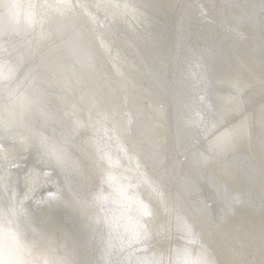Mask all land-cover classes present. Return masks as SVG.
Segmentation results:
<instances>
[{
  "label": "snow or ice",
  "instance_id": "6c2138e0",
  "mask_svg": "<svg viewBox=\"0 0 264 264\" xmlns=\"http://www.w3.org/2000/svg\"><path fill=\"white\" fill-rule=\"evenodd\" d=\"M84 7L0 0V264H264V182L258 225L197 232L183 212L181 189L192 177L178 175L184 167L178 154L138 138L131 115L111 98L115 85L93 70L94 41L79 11ZM226 7L264 36V0L258 18L253 3ZM148 67L153 78L164 72ZM243 103L242 97L230 100L236 108ZM260 111L258 130L245 119L217 141L221 149L237 141L254 145L250 178L257 160L264 177V104ZM33 152L70 178L66 196L18 203L20 173ZM124 157H135V168H124ZM218 193L226 210L244 195L226 185ZM244 203L255 208L252 197ZM54 209L61 214L52 215Z\"/></svg>",
  "mask_w": 264,
  "mask_h": 264
},
{
  "label": "bare ground",
  "instance_id": "6f19581e",
  "mask_svg": "<svg viewBox=\"0 0 264 264\" xmlns=\"http://www.w3.org/2000/svg\"><path fill=\"white\" fill-rule=\"evenodd\" d=\"M63 2L88 6L79 11L87 24L85 31L94 41L93 70L98 76L106 78L105 83L115 85L118 91L112 92L111 98L131 115L134 120L132 132L140 139L150 137L164 146L171 156L178 154L184 165L178 175L192 177L190 187L181 189L185 219L196 225L197 232L206 233L216 230L232 232L253 223L258 225L261 183L264 182V177L258 171V160L254 177L246 174L251 167L254 145L237 141L227 149H221L217 141L225 128L247 119L258 130L262 119L264 36L258 25L250 26L240 18L237 10L233 9L236 15L232 8L226 7L236 2L253 3L258 18L260 0ZM145 3L153 7L145 9ZM169 4L173 7H167ZM237 16L243 20L239 21L240 24ZM159 17L166 23L159 33L172 27L173 22L178 24L180 20L190 17L189 20L195 21L215 45L209 41L208 44L199 42L204 40L184 34V45H177L178 52L172 56L178 61L170 75L168 58L164 54L158 55L161 44H155L152 37L154 29L159 26ZM214 46L221 47L218 60L223 65L215 66L214 63L211 67L215 57L205 61L203 57L205 53H214ZM149 65L162 66L163 74L153 78ZM84 71L89 69L85 68ZM204 76L209 81L207 85ZM198 95L206 97L205 102L209 103L208 106L206 102L207 108H200ZM233 97H242L243 105L238 108L231 106ZM84 115L87 117V111ZM117 147L115 143L112 144L114 156ZM135 164V157L131 161L123 158L124 168H135ZM69 183L70 178L51 165L47 157L33 152L27 157V164L20 173L18 203L38 201L49 194L64 197ZM224 185L234 195L244 193L233 209L226 210L219 197L218 188ZM105 188L107 190V186ZM208 190L210 196L205 195ZM141 194L147 202V186L141 188ZM249 197L255 199L254 209H249L244 203ZM61 212L62 209H54L51 214L60 215ZM221 217L224 218L222 223ZM180 243L187 244V238H182ZM190 247L195 249L196 245ZM255 258H259L258 253Z\"/></svg>",
  "mask_w": 264,
  "mask_h": 264
},
{
  "label": "water",
  "instance_id": "95a60500",
  "mask_svg": "<svg viewBox=\"0 0 264 264\" xmlns=\"http://www.w3.org/2000/svg\"><path fill=\"white\" fill-rule=\"evenodd\" d=\"M232 11H233V9H232ZM233 12L236 14L235 11H233ZM238 15H239V13H238ZM189 18H185V19L180 20L178 22V24H177V22H173V26L172 27H167L164 32L159 33L158 32L159 30L164 29L166 27L165 20L163 18L159 17V26L154 29L155 32H154V35L152 36L153 37V42L155 44H157V45L161 44L160 48L158 50V55L159 54L160 55L164 54V55L167 56L168 61H169L168 63H169V74L170 75L172 74V71H173V65H176L177 61H178L177 59H175L172 56H174V54L178 52L176 50V46L177 45H178V47H179L180 43H181V45H184V34L188 33V34H191L192 36H195L197 38H200V39L204 40V41H199V42H203V43L208 44V41H209L212 45H215L212 42V39L210 37H207V36H205L203 34L202 30L197 26L196 22L195 21L193 22V20H189ZM237 21L239 23V21L242 22L243 20L241 21L240 18L237 16ZM247 26H249V25L247 24ZM245 29H247V28H245ZM185 44H186V41H185ZM220 48L221 47H218V48L215 47L214 53H212V54L205 53V55L203 57L204 61L206 59L211 60V59H213V57H215V59L212 60V66L211 67H213L214 63H215V66H217L219 64L223 65L222 62L220 60H218L219 59V49ZM190 60H192V59L190 58ZM211 67L209 69H211ZM206 76H204V80L206 82L205 85H207V83L209 82V81L207 82ZM203 86H204V84H203ZM197 97L199 99V103L198 104H199L200 108L201 109L202 108L203 109L207 108L206 107V102L207 101L205 102L206 97L203 96V98H202V95H198ZM207 104L209 106L208 102H207ZM196 113L198 115L197 111H196ZM52 173L54 174V172H52ZM58 179H59V177H58ZM49 188H52V186L49 185ZM205 195L206 196H210L211 195L210 191L208 190L205 193Z\"/></svg>",
  "mask_w": 264,
  "mask_h": 264
}]
</instances>
